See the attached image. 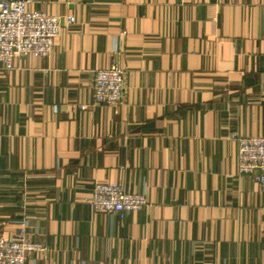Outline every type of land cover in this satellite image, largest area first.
Returning a JSON list of instances; mask_svg holds the SVG:
<instances>
[{"label": "crops", "instance_id": "crops-1", "mask_svg": "<svg viewBox=\"0 0 264 264\" xmlns=\"http://www.w3.org/2000/svg\"><path fill=\"white\" fill-rule=\"evenodd\" d=\"M33 6L76 21L48 56L0 63V234L30 220L45 249L26 264H264V185L231 136H264V0ZM112 61L123 100L94 103ZM98 181L148 204L96 210Z\"/></svg>", "mask_w": 264, "mask_h": 264}, {"label": "built area", "instance_id": "built-area-1", "mask_svg": "<svg viewBox=\"0 0 264 264\" xmlns=\"http://www.w3.org/2000/svg\"><path fill=\"white\" fill-rule=\"evenodd\" d=\"M39 0H0V63L10 64L17 56H48L64 26L75 23L72 14H51L44 8L34 7ZM93 100L97 104L122 102L126 83L125 71L112 61L104 68L94 70ZM86 108L85 104L81 105ZM238 142L237 170L253 176L264 185V136H246L236 132ZM99 211L122 213L139 210L148 204L146 195L129 192L117 182H95L93 192L86 197ZM28 218L19 222V230L6 236L0 234V264H26L35 252L45 245L32 239L27 228Z\"/></svg>", "mask_w": 264, "mask_h": 264}]
</instances>
